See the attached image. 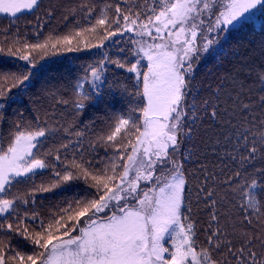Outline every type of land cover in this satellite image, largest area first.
I'll use <instances>...</instances> for the list:
<instances>
[{
  "label": "snow or ice",
  "instance_id": "obj_1",
  "mask_svg": "<svg viewBox=\"0 0 264 264\" xmlns=\"http://www.w3.org/2000/svg\"><path fill=\"white\" fill-rule=\"evenodd\" d=\"M38 7V0H0V13L11 17ZM111 10L87 0L80 11L89 27L43 43L17 38L8 49L24 63L0 69V264H264V65L238 63L199 86L194 68L264 14V0H143ZM85 33H102L85 45L98 49L131 33L134 62L104 52L71 81L46 82L31 102L63 106L64 119L50 117L51 127L22 114L8 121V107L48 71L49 45L78 52L73 40ZM41 50L38 62L31 53ZM110 65L128 76L109 82ZM113 102L126 107L84 123L89 108ZM98 123L104 127L94 132ZM49 137L68 141L54 157L41 155ZM69 147L72 159H62ZM50 167L54 182L40 192L69 191L77 181L87 187L44 219L29 203L37 189H13Z\"/></svg>",
  "mask_w": 264,
  "mask_h": 264
},
{
  "label": "trees",
  "instance_id": "obj_2",
  "mask_svg": "<svg viewBox=\"0 0 264 264\" xmlns=\"http://www.w3.org/2000/svg\"><path fill=\"white\" fill-rule=\"evenodd\" d=\"M39 7L34 11L23 10V15L17 14V17H11L7 14L0 13V69L5 71H17L18 67L24 62L19 61L17 57L10 56L8 49L14 47L12 41L20 39L21 41L27 40L29 43L39 42L43 43L49 36L62 37L64 35H74L76 31L81 27H89V22L84 20L85 12L80 11L82 3H86L87 0H38ZM151 2V0H149ZM95 3L99 7H103L105 4L110 3L112 10L109 13L111 15L117 3L124 7L126 4L131 5L134 3H143V0H95ZM51 13V14H50ZM92 23L95 22V17L92 18ZM100 35L85 33L82 38L73 40L74 47H79L78 52H67L66 45H58L55 49L49 45L48 54L45 59L47 60L48 71L43 73L36 86L31 90V93L23 96V98L11 104L7 109V120L16 122L20 119L21 114L25 122L34 121L44 127L45 124L49 127L55 123L50 119L52 116L60 117L61 113L65 111L63 106L52 107L54 101L44 100L41 105H33L32 99L39 98V90L45 86H51L53 84L67 83L72 80L73 77L80 74L82 65L93 63L100 58V55L104 52L98 48H86V44H98L101 39ZM118 39V38H116ZM7 41V42H6ZM19 47V45H15ZM123 47L125 51L123 53L118 52V48ZM131 45L126 42L120 45H116L115 48L108 50L107 52L116 58L117 56H127L129 60L134 62V59L130 55ZM264 14H257L254 21L245 24L238 31L231 34L227 43L224 44L223 51L219 57L216 56H203L198 60L195 65V74L197 86L201 82L205 84H213L216 79L223 74L225 69L232 67L235 64L242 62H249L253 68L259 70V66L264 65ZM36 57V61H40L41 57H44V51H40L39 54L31 53ZM109 82L116 80L123 81L128 74L124 69H117L114 65H110L107 69ZM107 87V86H106ZM31 96V99H30ZM119 97L117 96V100ZM40 108V111H36V108ZM126 106L113 102L110 106H101L100 109L89 108L87 114L83 117L84 123L87 124L91 120H98L104 118V114L108 116L119 114V112ZM38 118V120H37ZM71 122V117L67 118ZM104 127L102 124H97L94 132H98L100 128ZM63 135V133H62ZM94 138V135L92 136ZM73 143L76 141V137L73 135L70 137ZM63 143H68L67 140L57 138L53 141L52 137L45 140L41 146V155L51 151L52 157L57 152L56 149L60 148ZM87 146V145H86ZM75 149L69 147L67 152L63 149L59 154L62 159L66 156L69 160L72 159ZM211 151V149H209ZM99 155H103V150L98 149ZM223 153V149H221ZM97 155L96 152L86 153L85 159L92 160V157ZM50 163L55 164L54 159L50 158ZM95 163V161H94ZM219 163V162H217ZM257 167L262 166L258 161ZM59 170V169H56ZM191 171V168L188 169ZM223 179V177H221ZM54 182L53 169L50 167L43 170L40 175L34 177L33 180L27 181L24 184L17 185L13 189V192L20 190L21 195L29 193L32 189H37L34 196L29 199V203H32V199L35 200L33 208L35 211L41 214V217L46 219L48 214L56 210L59 207H63L69 200L74 199L77 194L83 195L86 185L83 181L73 182L72 185H66L70 188L69 191H62L56 189L54 192H40L41 185L47 187ZM59 193V194H56ZM11 198V197H9ZM21 214L23 209L21 208ZM203 238V237H201Z\"/></svg>",
  "mask_w": 264,
  "mask_h": 264
},
{
  "label": "rangeland",
  "instance_id": "obj_3",
  "mask_svg": "<svg viewBox=\"0 0 264 264\" xmlns=\"http://www.w3.org/2000/svg\"><path fill=\"white\" fill-rule=\"evenodd\" d=\"M132 34L131 33H128V34H126V36L125 37H123V38H120V37H116V38H118V39H120L121 40V43L120 44H123V43H127V44H130L131 45V42L127 39V37L128 36H131ZM116 38H110V39H116ZM105 44L106 45H109L108 47H106V48H102L101 49V51L102 52H107L108 50H111V49H113V48H115V46L116 45H114V44H110V41H106L105 42ZM131 47H132V45H131ZM111 48V49H110ZM204 55H202V57H203ZM133 58V57H132ZM134 59V58H133ZM150 186V185H149Z\"/></svg>",
  "mask_w": 264,
  "mask_h": 264
}]
</instances>
